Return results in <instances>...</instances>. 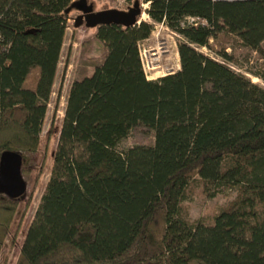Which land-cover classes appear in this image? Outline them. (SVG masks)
Listing matches in <instances>:
<instances>
[{"label":"trees","instance_id":"1","mask_svg":"<svg viewBox=\"0 0 264 264\" xmlns=\"http://www.w3.org/2000/svg\"><path fill=\"white\" fill-rule=\"evenodd\" d=\"M74 1L0 0V154L38 146ZM142 2L149 22L94 28L103 54L70 83L14 264H264V88L226 52L234 39L258 53L264 83V0ZM154 24L180 37L179 68L148 80L139 44ZM139 127L152 143L120 148ZM195 181L234 197L189 221ZM10 201L0 194V247Z\"/></svg>","mask_w":264,"mask_h":264},{"label":"rangeland","instance_id":"2","mask_svg":"<svg viewBox=\"0 0 264 264\" xmlns=\"http://www.w3.org/2000/svg\"><path fill=\"white\" fill-rule=\"evenodd\" d=\"M134 0H75V3L91 5L93 11L102 9L125 10ZM142 15L138 21L149 19L145 13L148 5L139 0ZM75 8L69 13L70 23L65 29L60 57L57 63L56 74L52 85L47 109L40 126L39 142L32 153L22 154L21 177L25 183V192L21 198L10 201L14 204V213L9 223L7 234L0 247V264H14L20 250L24 232L33 217L35 209L43 193L49 176L52 154L54 152L58 130L60 127L65 99L70 83L82 72V68L89 60H100L102 46L92 37L94 28L87 29L83 25L74 29L72 20L79 14ZM193 21V19H192ZM188 19V22H192ZM86 40V41H85ZM180 37L161 24H154L150 36L139 44V56L144 74L148 80H154L175 72L179 68L176 44ZM226 52L232 55L237 71L242 72L250 79L264 88V83L252 76L261 67L258 53L241 47L239 43L230 39L226 44ZM264 48V41L262 43ZM200 52L213 56L205 48ZM90 69L87 70V73ZM81 71V72H80ZM89 74V73H88ZM152 132L145 128L132 130L120 143V148L135 144L148 145L152 143ZM234 192L229 189L220 191L213 198L203 193L200 183L192 182L187 190V198L183 203L185 215L189 221L197 219L209 220L227 202L232 200Z\"/></svg>","mask_w":264,"mask_h":264},{"label":"water","instance_id":"3","mask_svg":"<svg viewBox=\"0 0 264 264\" xmlns=\"http://www.w3.org/2000/svg\"><path fill=\"white\" fill-rule=\"evenodd\" d=\"M75 9L81 12L72 21L73 27L83 25L85 28H95L102 25H119L132 27L138 24L137 18L143 13L138 0H134L125 10L102 9L93 11L91 5L75 3ZM22 157L20 152L5 150L0 154V194L9 200L21 198L25 192L20 167Z\"/></svg>","mask_w":264,"mask_h":264},{"label":"flooded vegetation","instance_id":"4","mask_svg":"<svg viewBox=\"0 0 264 264\" xmlns=\"http://www.w3.org/2000/svg\"><path fill=\"white\" fill-rule=\"evenodd\" d=\"M81 14V12L78 14V15H80ZM20 172H21V167H20ZM3 196V195H2ZM5 199H8L7 197H5V196H3ZM9 200V199H8ZM11 201H13V200H11Z\"/></svg>","mask_w":264,"mask_h":264},{"label":"built area","instance_id":"5","mask_svg":"<svg viewBox=\"0 0 264 264\" xmlns=\"http://www.w3.org/2000/svg\"><path fill=\"white\" fill-rule=\"evenodd\" d=\"M139 1V0H138ZM139 3H140V1H139ZM141 6H142V4H140ZM147 5V3H145L143 6H146ZM190 21H192V19H190Z\"/></svg>","mask_w":264,"mask_h":264},{"label":"bare ground","instance_id":"6","mask_svg":"<svg viewBox=\"0 0 264 264\" xmlns=\"http://www.w3.org/2000/svg\"><path fill=\"white\" fill-rule=\"evenodd\" d=\"M141 15H142V18H143V13Z\"/></svg>","mask_w":264,"mask_h":264}]
</instances>
